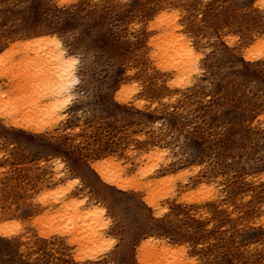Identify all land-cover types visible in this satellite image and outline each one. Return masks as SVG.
Segmentation results:
<instances>
[{
  "label": "rangeland",
  "instance_id": "1",
  "mask_svg": "<svg viewBox=\"0 0 264 264\" xmlns=\"http://www.w3.org/2000/svg\"><path fill=\"white\" fill-rule=\"evenodd\" d=\"M160 13L197 71L161 74L145 42ZM46 39L75 58L72 98L54 125L30 127L22 111L10 124L25 50ZM263 46L264 0H0V69L20 78L0 71V264H141L162 242L195 264H264ZM113 164L129 185L101 176ZM143 171L161 174L156 191L139 189ZM69 183L108 221L90 255L49 225Z\"/></svg>",
  "mask_w": 264,
  "mask_h": 264
},
{
  "label": "bare ground",
  "instance_id": "2",
  "mask_svg": "<svg viewBox=\"0 0 264 264\" xmlns=\"http://www.w3.org/2000/svg\"><path fill=\"white\" fill-rule=\"evenodd\" d=\"M176 21L177 20L175 19V16H168L166 13H160L157 21L155 22L156 25L154 24V26L152 27V29H155L157 33L153 36L146 34L147 35V39L145 41L146 45L147 47L154 48L152 51V57H153V60L158 64V67L161 70L162 75L163 73H166L165 75H167V73H172V75L175 76L178 73L182 74V72L184 71L185 72L188 71L190 73L195 67V65L197 64V61L199 59V55L195 52L194 48L192 47L191 42L186 38L187 36L179 32L181 27ZM262 44L263 43H261V45ZM30 48L32 49L31 50L32 52L26 49L25 54H24L25 55L24 59H27L26 61L29 60L28 62L30 65L27 64V67L31 68V70H29V68L27 69V67H24L25 69L20 67L22 68L20 71V75L21 74L27 75L26 80H25L26 82L23 80V83L25 84L23 85L24 88L22 87L23 89L20 91L21 93L18 94L19 96L18 95L14 96V94H12V96L14 97L10 98L12 102L10 105L13 104L12 109L10 111L11 115L6 114V116L7 117L10 116L9 117V119H11L10 124H13L12 120L16 118L18 119V117H20V115L19 116L17 115L18 117H16V114L22 111L21 112L22 114L20 113L21 115H23L21 116L22 117L21 120L25 119V121H28V123L27 122L26 123L27 125L29 124L28 126L30 127L32 126L42 127L41 124H43L44 127H46L45 125L47 124L49 126L54 125V123L57 122L58 116L60 115L62 108H64L67 102L72 98L71 96L73 93H71L70 91L72 84L75 81H78L76 77V73H75V58L66 54L65 50L63 51L61 44L56 40H51V39L39 40V41H36L35 43H32ZM263 48L261 51L262 53H264ZM31 53H33V57ZM29 54L31 55L30 57L32 58L29 57ZM166 62L170 66L168 67L166 66L167 68L166 67L163 68L162 66H165L164 64H166ZM6 67H4L3 70L0 69V71H2L1 72L2 76H9V78L11 79L12 77H15L14 79L17 80L19 78V77L16 78L17 73H16V76L14 74V76L11 77V75L15 73V71L12 69L13 66L10 67L13 73L11 72V70L5 69ZM196 67L194 68L195 70H196ZM17 69L18 68H16V70ZM23 76H21L22 79H25V77ZM18 85H21V83L20 84L18 83ZM18 85L15 86V88L13 87L14 88L13 91L17 89ZM178 86H181V85H178ZM30 87H32L31 89L33 93H30L28 91V89L31 90ZM120 91L122 92V90ZM119 94L121 95V93ZM31 96L32 98H30ZM27 97L29 98V101ZM22 100H27V102H30L29 104L23 103L24 105L28 104L26 107L24 106L25 108L22 107L24 110L20 108L22 106L21 104ZM0 103H3L1 99H0ZM6 104H8L7 101H6ZM6 104L4 105L7 106ZM6 109H8V107ZM0 111H2V108L0 109ZM34 111L37 112V115L33 116ZM2 113L4 112L2 111ZM17 119L14 120L13 122L15 123ZM4 120H6V117L4 118ZM21 120L19 119V121ZM7 121L9 122V120H6V122ZM25 124L23 125L25 126ZM154 155L155 157H159L158 152L152 154V156ZM114 166L115 164H113V169H114L113 172H111L112 168L110 170L108 169L107 166H104L103 169L101 170V176L104 177L105 181H107L108 183H111L114 185L116 184L119 187H125L126 185H129L131 181H128V179L124 176L123 169L121 171V169L118 168L117 164H116V167ZM153 172L143 171V173L141 172L142 174L140 173L142 175L141 176L142 181L138 184L139 189L145 192L147 191V189H150L151 186H153V189L159 186L160 179L162 178V176L160 177L161 175L160 173H153ZM157 177H159V179H157ZM133 182H135L134 185H136L137 182L136 181H133ZM153 189L152 191H154ZM70 190H71L70 183L62 187L61 191L63 192V198L57 199L58 201L56 200L58 203L57 205H49L50 208L52 206L53 213L55 212V214H57L56 218L60 217L63 221L65 220L64 222L65 224L64 225L58 224L57 227H55L54 220L56 222V220L58 219H56L55 217H51V216L48 217L49 222L51 223L49 222L48 223L50 227H54L52 228L53 229L52 233L54 231L58 232V234L61 236L62 239L65 238L69 240V242L71 241V243L75 242L76 245L79 243L80 245H82L83 249L89 248V250L86 249L85 251H83L81 256H84L87 254L90 255L91 252L96 249L92 247H99V249H101V247L103 246V243L106 242L107 235L106 233L102 232V228L108 227V221L104 217V210L101 208L100 209L93 208L94 205L92 206L93 210H89L90 208L87 207V209L89 208L88 210L85 208L86 210L82 211L81 205H82L83 200H78L76 199V197L72 198V196H70V192H69ZM54 195L56 196V194ZM150 195L151 194H149V196ZM150 200L153 201V199H150ZM158 202L159 201H157L155 205H157ZM150 204H151V201H150ZM152 207H156V206H152ZM51 211H49L48 213H50ZM48 223L46 220V225ZM139 246H140L141 252L145 253L146 251H148V248L150 247L149 239L142 241L139 244ZM178 251L179 250L177 246L165 245L162 242L160 248H154L153 252L148 254L147 255L148 257L146 256V258H144L145 260H141V264H148L150 263V261L151 262L156 261L159 263L161 259H164V258L168 259V257H170L169 264H195L194 261L191 260L187 254H182L181 257H178L177 256ZM166 260L164 259V261Z\"/></svg>",
  "mask_w": 264,
  "mask_h": 264
}]
</instances>
